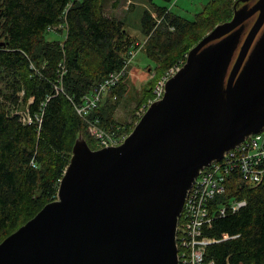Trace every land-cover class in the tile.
Masks as SVG:
<instances>
[{
    "label": "water",
    "instance_id": "1",
    "mask_svg": "<svg viewBox=\"0 0 264 264\" xmlns=\"http://www.w3.org/2000/svg\"><path fill=\"white\" fill-rule=\"evenodd\" d=\"M263 129L264 0H237L121 144L77 137L57 199L1 241L0 264H180L192 184Z\"/></svg>",
    "mask_w": 264,
    "mask_h": 264
},
{
    "label": "trees",
    "instance_id": "2",
    "mask_svg": "<svg viewBox=\"0 0 264 264\" xmlns=\"http://www.w3.org/2000/svg\"><path fill=\"white\" fill-rule=\"evenodd\" d=\"M150 1L155 16L146 9L141 22L147 37L145 52L168 69L174 61L186 60L194 46L186 47L188 39L197 43L205 35L201 29L207 21L217 25L230 20L237 0L225 4L229 14L221 20L214 16L219 15L222 0L209 1L194 19L172 11L167 3L173 0H163V5ZM104 6V0H0V78L6 89L0 92V243L57 199L80 134L92 149L99 148L89 122L79 116L75 105L83 103L111 72L122 69L132 48L141 46L128 34L126 23ZM62 19L67 26L59 29L66 31L64 40H47L49 26ZM125 76L88 117L111 132L122 128L113 120L114 107L109 104L127 91ZM60 85L63 92L57 91ZM23 102L31 123L18 113ZM226 200L246 203L213 220L206 234L230 238L212 244L208 257L216 264H264V181L251 186L231 175L225 193L214 202Z\"/></svg>",
    "mask_w": 264,
    "mask_h": 264
},
{
    "label": "built area",
    "instance_id": "3",
    "mask_svg": "<svg viewBox=\"0 0 264 264\" xmlns=\"http://www.w3.org/2000/svg\"><path fill=\"white\" fill-rule=\"evenodd\" d=\"M55 27L49 26L48 29ZM134 51L133 48L129 51V59L122 69L111 72L89 95L85 96L83 103L75 105L79 116L89 122V132L96 139L99 148L121 144L130 133L122 131L121 128L119 133L108 131L88 117L127 73V64L131 63ZM182 65L183 62L176 63L168 69L163 81L155 87L153 100L163 97L166 81ZM60 79L62 80L63 76ZM57 91L63 92L62 85L57 86ZM25 108L18 113L21 114L24 122L31 123L29 109ZM231 175H239L251 186H257L264 181V129L248 136L239 145L226 152L222 159L205 167L192 184L184 203L176 235L180 264H216L217 261L208 257L207 249L230 236L223 234V237L217 238L207 235L206 230L212 226L216 217L224 216L230 211L235 212L246 203L245 200L214 202L217 195L225 193L226 181Z\"/></svg>",
    "mask_w": 264,
    "mask_h": 264
},
{
    "label": "rangeland",
    "instance_id": "4",
    "mask_svg": "<svg viewBox=\"0 0 264 264\" xmlns=\"http://www.w3.org/2000/svg\"><path fill=\"white\" fill-rule=\"evenodd\" d=\"M209 1L211 0H173L167 3V5L175 13L188 19H194L196 13L202 11ZM231 1L233 0L221 1L217 12L219 15L214 16L215 20H221V18L228 16L229 10L225 8V4ZM153 2L160 5L165 4L163 0H153ZM104 4L105 11L116 16L118 19H122L126 23L125 28L130 37L141 44L140 48L133 49L135 51L133 52L132 61L127 64V73L123 81V85H125L127 91H125L122 97L118 96L117 101L109 104L110 107H114L112 112L113 120L117 122V125H122L121 130L125 131L136 125L150 105V101L155 99V87L159 82L163 81V77L167 74L169 68L163 69L159 67L145 52L147 37H145L141 30V22L142 15L146 9L152 11L155 16V12L153 11L154 5L150 0H104ZM214 24V22L210 23L207 21L202 27L201 32L205 35L208 34L216 26ZM65 27L67 28L66 21L62 19L56 24L55 28L47 30L45 33L46 39L64 40L66 31L64 29L62 32L59 29ZM195 44V40L189 38L186 47L189 49ZM179 62L182 63L183 59L182 61L179 60ZM174 63L176 64V61ZM4 83L5 81L0 78V92L6 90ZM25 107H27V103L23 102L19 106V109L25 110ZM119 132L118 130L116 133Z\"/></svg>",
    "mask_w": 264,
    "mask_h": 264
}]
</instances>
